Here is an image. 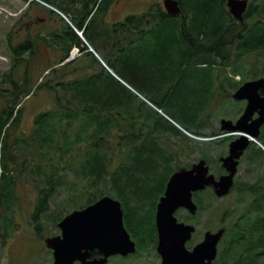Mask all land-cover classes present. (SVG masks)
<instances>
[{"label": "trees", "instance_id": "obj_1", "mask_svg": "<svg viewBox=\"0 0 264 264\" xmlns=\"http://www.w3.org/2000/svg\"><path fill=\"white\" fill-rule=\"evenodd\" d=\"M114 1L30 0V7L38 5L55 15V9L71 14L74 26L65 22L47 36L40 35L33 41L28 38L23 47L12 46L10 42V47L16 48L18 53L21 48L23 51L29 49L33 54L31 56L37 53L35 47L38 43H45L48 48L59 49L61 58L57 64L49 67L51 69L47 73H53L55 77L42 79L35 88L36 81L30 84L28 76L21 79L15 75L16 63L27 60L23 56L14 59L13 67L0 80V102L3 101L0 109V207L11 210L15 203L16 177L8 167L14 163L19 175L32 173L37 184H44L40 188L38 208L45 213L51 197L63 184L59 178L62 176L60 172L65 170V166L61 167L65 161L67 166L79 165L78 175L87 182L81 189L75 184L70 186L71 193L76 197L80 196L81 190L82 195H88L85 205L80 208L110 194L121 200L126 225L133 219L145 218L132 204L133 188L138 185V177L144 180L153 177L143 178L137 174L172 172L181 167L178 163L174 164V153L167 152L159 145L160 134L182 138L187 146L194 142L201 151L200 157L209 160L207 148L204 147L215 145L214 137L218 132H206L207 123H198L196 115L207 105L210 97V102L213 101L216 81L221 76H225L226 98H233L232 94L244 82L257 78H247L249 72L239 61L252 54L264 57L263 1L261 10L256 11L250 6L246 12L245 19L254 18L249 26L246 22L239 24L235 19V23L231 22L226 0H177L183 15H171L163 5L156 3L144 13L129 14L123 20L95 31L97 16L106 13ZM76 27L83 31L95 52L88 50L76 62H64L75 46L82 51L87 49L75 31ZM234 43L236 47H233ZM141 54L150 60L147 71H141L146 64ZM60 63L62 65L57 68L56 65ZM233 64V71L243 75L241 80L224 75L225 69ZM82 70L84 74H80ZM142 72V75L153 73L159 76L148 83V80L142 81ZM69 74L75 77L64 79ZM176 75H181L177 76L180 85L197 77V80H193L197 86H190L188 91L192 103L197 105L190 112L177 105L175 109L166 108L165 105L169 106V103L175 104L166 95L160 98L150 96L146 91L145 94L141 93L143 85L145 89H151L150 92H160L162 88L158 82H171ZM188 75L192 79L184 80ZM140 79L142 83H139ZM7 81L9 89L6 87ZM44 86H49L55 94L54 108L39 113L30 132H18L24 99ZM169 92H172V88L168 89L167 94ZM13 132L18 135L11 141ZM259 139L264 142V129ZM82 142L86 148L77 152L78 158L68 165L66 158L79 149ZM254 147V152L249 153L247 159L251 165L264 171V152L256 144ZM115 148L123 150L124 157L116 168L110 170L112 158L109 154ZM262 180L263 174L256 184L260 185ZM252 192L258 204L256 216L252 217L251 212H242V215H234V218H254L251 223L254 231L247 230L233 238L234 232L228 230L221 248V264H232L233 259L240 257L239 264H264L260 252L264 250V213L260 208L263 195L259 191ZM3 217L7 225L11 224L9 214Z\"/></svg>", "mask_w": 264, "mask_h": 264}, {"label": "rangeland", "instance_id": "obj_2", "mask_svg": "<svg viewBox=\"0 0 264 264\" xmlns=\"http://www.w3.org/2000/svg\"><path fill=\"white\" fill-rule=\"evenodd\" d=\"M250 1L252 2V6L256 9V11L257 9L261 10L262 1L264 2V0ZM156 3H159L164 7V0H115L106 13L104 12L97 16L95 22L96 26L94 29L97 31L100 28H107L108 25L117 21H121L127 15L132 13H144ZM55 11L57 12V15L53 14L48 9L41 8V6L38 5L30 7V0L0 1V80L2 79L4 73L11 70L14 59L20 58V56H23L27 60L23 61L22 59L16 63L17 66L15 68V75L17 78L23 79L24 76H28L30 84L36 81L34 85L35 88L38 82H40L42 79L50 80L51 78L55 77L53 73H47L51 69L49 67L57 64L61 56L57 57L51 52V50L49 51L48 46H46L45 43H38V45H36L35 49L37 50V53H35L34 56H31L33 54L27 48H25L24 51L23 48H21L19 53L16 51V48H9L10 41L12 46L20 45V47H23V43L27 42L26 40H28V38L33 41L36 40L40 35L47 36L49 33L56 31L65 22H69L71 26H74L72 23L71 14L62 12L58 9H55ZM62 18L64 20H62ZM249 20L251 23L254 18ZM24 21H28L27 24L31 23L30 26L28 27ZM31 30L33 32H30ZM75 31L83 40V43L86 45L87 49L82 51V49L78 47V54L76 53L77 55L75 54L76 56L70 59V61L73 62H76L82 58L88 50L94 52V48L86 41L87 39L83 31L77 27L75 28ZM141 55L146 63L145 67L141 71H147L150 68V60L144 54ZM86 59H88V57ZM240 60V63H238L245 66L247 72H249L246 76L247 78L253 76H256L257 78L264 77V57L258 54H252L245 56ZM64 62L68 61L65 60ZM61 65L62 63L56 65V67L59 68ZM203 66H205V64H203ZM213 67L215 69L217 68V66ZM233 69L234 64L226 68V72L222 71V69H220V71L224 72V75H228L236 80L243 76L242 74H236ZM84 70H82L80 74H84ZM86 71L89 70L86 69ZM109 71L113 72L112 69H109ZM142 74L143 72L141 75ZM158 76L159 74L154 75L152 73L151 75H142L141 79L142 81L144 80V82L148 80L149 83L150 79L157 80ZM177 76L180 77L181 75H176L175 79L171 82H165V80L164 82H158L159 87L162 88V90L158 93L150 92L151 89H145L144 85L141 87L143 89L141 93L143 92L145 94L146 91L150 96H156L160 98L166 95L170 101L175 102V104L169 103V106L165 105L166 108L168 107V109H175V105H177L184 111L190 112L195 109L197 105L196 103H192L193 100L189 98L192 96L189 95L188 91H190V86H197V83L193 81L197 80V77L192 79V77H189V75L185 76L184 80H192L185 85H180L177 83L179 82L177 80ZM74 77L75 75L69 74L65 76L64 79H73ZM141 79L139 80V83H142ZM222 81L223 79H220V82L216 84V87H218L215 91L216 94L213 101L210 102V97L206 102L207 105L203 106V108H201L199 113L196 115L198 123L210 124L206 129H204L206 132H211L214 129H218L223 118L235 120L244 107V101L226 98L223 96V93H220L222 88H220L219 85H222ZM9 85V81H7L6 87L8 89ZM169 88H172V92L167 94ZM139 99L141 100L140 96ZM148 102L151 103L150 101ZM55 103V94L52 92V89L49 86H44L41 89H36L33 91L32 95L27 96L23 101V115L20 121L18 132H30L34 127L36 116L41 112L53 109ZM203 103H205V101ZM2 104L3 101L0 102V109L2 108ZM158 111L165 115L160 109H158ZM174 124L178 126L177 123ZM178 127L187 133L181 128V126ZM15 132L12 133L11 141H13L15 136L18 135L14 134ZM158 142L159 145L167 152L174 153V164L178 163L179 165H187L197 162L200 159L201 151L196 147L194 142H191L190 146H187V143L184 142L182 138L170 134H160ZM184 143H186L185 148H182ZM84 148H86V144L82 142L79 146V149L77 148L74 150L71 153V156L69 155V157L66 158V160H68V165L69 162L73 163V161L78 158V155H76L77 152H82ZM204 148H207L206 152L208 156L215 159L217 153L223 152L226 149V147L222 145H206ZM109 155L112 158L109 168L110 170H113L120 164L121 159L124 157V153L123 150L115 148L114 152L110 153ZM55 159L58 161L59 158H57V155H55ZM1 165L2 161L0 159V176L2 172ZM14 165V163H10L8 167L16 177V184L14 185L15 203L12 207L13 214L16 215V218L13 216L12 221H10L11 224L7 225L5 217H3L4 214H8L7 211L4 210L6 207L0 208V264H52V255L45 244V238L50 236L55 231V224H57L62 216L67 215L73 210L81 209L80 207L85 205L88 195H82L83 190H81L80 196L76 197L71 193L70 186L75 184L78 186V189H81L86 186L87 182H85V180H83L78 175L79 165L67 166L65 161L62 162L61 167L65 166V170L60 172V175L62 176L59 179L63 184L57 191H55V194L50 199L48 209L39 220L40 231L38 233L36 226H34L35 223L30 220L32 218H30V216H28L27 212L25 211L30 207V203H38L40 188L44 184H37L35 179L32 177V173L29 174L28 172H25L23 175H19L18 171L14 169ZM261 173V168L255 167L254 165L243 161V164L239 167L237 180L240 181L247 179V181L250 182L255 181L256 178L261 175ZM1 189H3V187H1ZM207 191L208 192L205 194L204 202H211V204L207 207L203 216V219L206 220L205 223L207 221L211 223L213 220H218L220 226H222L223 223H230L229 217L232 216V214H226L225 212L231 208L241 209L240 202H237L238 195L236 194V191H233L229 196L218 201L214 200V196L210 190ZM212 196L213 201L210 200L212 199ZM34 212L35 210L33 213ZM230 218H234V216ZM4 226L9 228L5 229ZM145 261L146 259L130 257L128 259L115 258L110 262L111 264H139L140 262Z\"/></svg>", "mask_w": 264, "mask_h": 264}, {"label": "water", "instance_id": "obj_3", "mask_svg": "<svg viewBox=\"0 0 264 264\" xmlns=\"http://www.w3.org/2000/svg\"><path fill=\"white\" fill-rule=\"evenodd\" d=\"M227 6L235 18L243 20L248 0H227ZM164 7L171 15H182L177 0H164ZM261 89H264V77L243 83L233 98L248 101L244 112L236 121L221 120L222 131L240 134L230 143L229 155L221 157L228 174L216 177L209 172L207 161L202 159L190 169H179L170 178L157 210L160 231L158 250L163 256V264H182L179 261L186 256L191 264H197L201 258L211 260L217 255L218 243L226 229L208 231L204 241L194 251L186 253L184 243L194 228L178 222L174 212L183 206L195 213L197 206L193 202V191L211 187L220 197L230 193L239 159L251 143L248 135L258 137L264 125V95ZM256 113L258 117L254 118ZM59 227L61 235L46 239L47 246L53 249V264H75L77 261L80 264H107L112 255H128L136 250V244L125 227L122 204L110 195L102 196L82 209L73 210L60 221ZM94 251L100 255L92 257Z\"/></svg>", "mask_w": 264, "mask_h": 264}, {"label": "flooded vegetation", "instance_id": "obj_4", "mask_svg": "<svg viewBox=\"0 0 264 264\" xmlns=\"http://www.w3.org/2000/svg\"><path fill=\"white\" fill-rule=\"evenodd\" d=\"M226 5H227V0H226ZM250 6H252V2L250 0H248L247 11L250 8ZM246 12L244 13V19L239 20V19L235 18V16L229 10L230 18L232 20L231 22L235 23V21H234V19H235V20H237V22L239 24L246 22L247 25L249 26V24H250L249 19L250 18L247 17L245 19ZM38 18H40V17H38ZM27 22L24 21V23H26V25L29 27L31 23L27 24ZM30 32H33V31L31 30ZM232 40L234 41L235 39H232ZM10 42H9V44H10ZM233 47H236L235 43L233 44ZM9 48H11V47L9 46ZM41 60L44 61L43 59H41ZM224 78H225V76L220 77V79H223V81H222V85H219V87L222 88V91L220 93H223V96H225V94H226V92L224 90ZM241 78L242 77H240L239 80H241ZM220 79L217 80L216 83H219ZM260 92H261V94L264 95V89H261ZM233 94H232V97H233ZM243 101H244L243 110L241 111V113L237 116V118L234 121H236L241 116V114L244 112V110L247 106L248 101L247 100H243ZM255 117H258V113H256L254 115V118ZM209 125L210 124L207 123L205 125V129ZM263 129H264V125L261 127L260 135L263 133ZM214 131L218 132V135H216L214 137L216 140V143L214 146L222 145V146H225L226 149L223 152L217 153L216 159L210 158L208 156L209 160H206L205 158L200 157V159L197 162H199L202 159L206 160L207 164L210 167L209 172L216 175V177H219V176L226 175L229 173L227 168L223 165V162L221 161V157L229 155L230 143L234 139H236L240 134L237 132L222 131L221 130V122H220V126L218 127V129H214ZM254 149H255L254 143L251 142L249 144L248 148L245 150L244 154L239 159L238 172H239V167L243 164V161H246V163L250 164L247 157H248V154L251 153ZM243 159H245V160H243ZM195 163L196 162L190 163L191 164L190 166L181 165V167L176 168L172 172L156 171V172H147V173L140 172L137 174L138 176H141L143 178H146L147 176H152L153 179L144 180V179H141L140 177H138L139 178L138 179V185L133 188L134 193H133L132 199H131L132 204L138 208V210L141 212V214L143 216H145V218L133 219V220L129 221V223L127 225H126L125 220H124L125 227H126L127 231L129 232L131 239L136 244V250L132 253H129L128 255H122V254L112 255L109 257L107 264H111L110 261L112 259H115V258H117V259L118 258L128 259L130 257L131 258L136 257V258H140V259H146L145 262H140L139 264H163L162 263L163 262V256L158 250L159 241H160V231H159L158 222H157L158 204L161 201L162 197H164V195L166 193L167 185H168L169 180L172 177V175L174 173H176L181 168H187V169L192 168ZM177 165H179V164H177ZM238 172L235 175L233 187L231 188V191L228 195L220 197L214 192L213 188H211V187H207L206 189H199V190L192 192L193 202L197 206V210L195 211V213H192L190 210H188L187 208H185L183 206L178 207L174 212V215L177 218L178 222L185 223L187 225H191L194 228L193 231L191 232V236L188 239H186L185 243H184L186 253H187V251H194V249L200 243H202L204 241L206 233L208 231L218 232L221 228L226 229V232H225L223 238L218 243V252H217V255L215 256V258H213L211 260H209L208 258H206V259L201 258V259H199L197 264H221V260H220L221 259L220 258L221 248L223 246L224 237H225L226 233L228 232V230L231 231V233L234 232V234H232L233 238L235 236L237 238V235H240L241 233H243L247 230H253L251 223L254 221V218L247 219V220H245V219L236 220L235 218H230L234 215H242L241 214L242 212H247V213L251 212L252 217L256 216L258 204H257V201L255 202L254 194L252 191H256V192L259 191L261 196L263 195V201H262V203H260V205H261L260 208L262 209V211L264 213V180L261 181L260 185L256 184V180L260 176H262V174L264 175V171L262 170L261 175L259 177H257L255 181H251V182L247 181V179L238 181L237 180ZM207 190H210V192L214 196V200H217V201L222 199V198L229 196L233 191H236V194L238 195V201L237 202L238 203L240 202L241 209L231 208L230 210L228 209L225 212L226 214L227 213L232 214V216L229 217L230 223L229 222H227L228 224L223 223L222 226H220L218 220H213L211 223H209L207 221L205 223L206 220L203 219V216H204L205 210L211 204V202L210 203L204 202L205 194L208 192ZM107 195H110V194H107ZM110 196L114 197L113 195H110ZM213 196H212V199H210L211 201H213ZM39 197L40 196H38V198ZM114 198H116V197H114ZM116 199L119 200L118 198H116ZM119 201L121 202V200H119ZM30 204H31L30 207L25 212H27V215L30 216V218H32L30 220L33 221V223H35L34 226H36L37 232L39 233V231H40L39 220L42 218V215L44 213L39 211L38 203L33 202ZM121 204H122V202H121ZM0 208H2V207H0ZM4 210H6L7 213L11 216V219H13V216L16 218V215L13 214V209L8 210L7 208H4ZM34 210H35V212L33 213ZM65 216H62L59 219L57 224H55L56 225L55 231L50 236H48L47 238L61 235L62 229L59 227V223ZM38 224H39V226H38ZM5 226H7V225H5ZM8 228L9 227H5V229H8ZM47 238H45V244H46ZM46 246H47V244H46ZM47 248L51 252L52 264H53V262H54L53 249L49 248L48 246H47ZM96 252L97 251H94L92 253V257H98L100 255L98 252L97 253ZM260 252H261V257H264V250H261ZM240 260H241V257L238 260L233 259L232 264H239ZM176 262H178V261H176ZM179 262H181L182 264H189V263L191 264V262L188 261L187 256L184 257L183 261H179ZM75 264H80V262L77 261Z\"/></svg>", "mask_w": 264, "mask_h": 264}, {"label": "built area", "instance_id": "obj_5", "mask_svg": "<svg viewBox=\"0 0 264 264\" xmlns=\"http://www.w3.org/2000/svg\"><path fill=\"white\" fill-rule=\"evenodd\" d=\"M78 52H79V48L78 47H74L72 50H71V56H70V58L69 59H71L72 57H75L77 54H78ZM77 53V54H76ZM76 54V55H75ZM250 137V139L251 140H253L256 144H257V146L259 147V148H261L262 150H263V152H264V142L263 141H261V140H258L257 138H254V137H252V136H249Z\"/></svg>", "mask_w": 264, "mask_h": 264}, {"label": "crops", "instance_id": "obj_6", "mask_svg": "<svg viewBox=\"0 0 264 264\" xmlns=\"http://www.w3.org/2000/svg\"><path fill=\"white\" fill-rule=\"evenodd\" d=\"M48 49H49V51L51 50V52H52L54 55H56L57 57H60V56H61V52H60L59 49L54 48V47H49Z\"/></svg>", "mask_w": 264, "mask_h": 264}]
</instances>
